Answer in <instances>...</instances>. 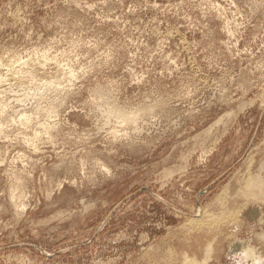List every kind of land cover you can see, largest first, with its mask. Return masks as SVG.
Listing matches in <instances>:
<instances>
[{"label": "rangeland", "instance_id": "1", "mask_svg": "<svg viewBox=\"0 0 264 264\" xmlns=\"http://www.w3.org/2000/svg\"><path fill=\"white\" fill-rule=\"evenodd\" d=\"M258 194L264 0H0V264H264Z\"/></svg>", "mask_w": 264, "mask_h": 264}, {"label": "bare ground", "instance_id": "2", "mask_svg": "<svg viewBox=\"0 0 264 264\" xmlns=\"http://www.w3.org/2000/svg\"><path fill=\"white\" fill-rule=\"evenodd\" d=\"M257 180V179H256ZM256 180H254V181H251L250 180V182L249 183H253L254 184V182H258V181H256ZM255 185V184H254ZM254 185H252L251 187L252 188H254ZM249 186H250V184H249ZM248 185H247V188L249 187ZM256 188V187H255ZM249 189V188H248ZM255 191V190H254ZM250 192V191H249ZM253 193V192H252ZM260 193V192H259ZM251 194V193H250ZM259 195V194H258ZM261 198H263V199H260L261 201L262 200H264V197H262L261 195H259ZM258 196V197H259ZM256 197V196H255ZM257 197V198H258ZM259 197V198H260ZM258 198V199H259ZM257 200V199H256ZM242 211V210H241ZM236 214H238V213H236ZM248 214H250V216H251V218L252 219H255V220H258V221H260L261 220V218H262V215H261V213H260V211L259 210H256V211H250V212H248ZM255 217V218H254ZM201 222V221H200ZM261 239H263V241H264V233L261 235ZM234 244V243H233ZM232 244V245H233ZM236 244V246L237 247H235V249H236V251H231L230 253H229V255L230 256H233V255H236V254H238V253H240L241 251H243L245 248H246V242H244V243H235ZM210 249H212L211 248V246H210ZM251 250L249 249V251L248 252H246L244 255H247V254H249V252H250ZM208 255H207V258L205 259V260H203V261H199L198 259H196V258H194V257H190L189 255H185L184 257H183V263L182 264H206L208 261H209V256H210V254H212V253H210V250H209V252L207 253ZM211 258V257H210ZM261 261V260H260Z\"/></svg>", "mask_w": 264, "mask_h": 264}, {"label": "water", "instance_id": "3", "mask_svg": "<svg viewBox=\"0 0 264 264\" xmlns=\"http://www.w3.org/2000/svg\"><path fill=\"white\" fill-rule=\"evenodd\" d=\"M245 216H247V218L251 219V216H250V214L246 213V215H245ZM235 247H237L235 243H234L233 245H231V247H230V250H229L228 254H229L231 251H236Z\"/></svg>", "mask_w": 264, "mask_h": 264}, {"label": "clouds", "instance_id": "4", "mask_svg": "<svg viewBox=\"0 0 264 264\" xmlns=\"http://www.w3.org/2000/svg\"><path fill=\"white\" fill-rule=\"evenodd\" d=\"M257 264H261V261L257 260Z\"/></svg>", "mask_w": 264, "mask_h": 264}]
</instances>
